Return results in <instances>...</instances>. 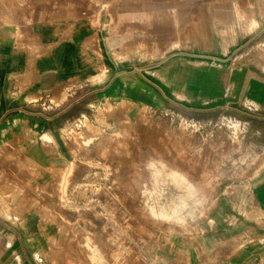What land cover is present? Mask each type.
Wrapping results in <instances>:
<instances>
[{"label": "crops", "instance_id": "0c3cea01", "mask_svg": "<svg viewBox=\"0 0 264 264\" xmlns=\"http://www.w3.org/2000/svg\"><path fill=\"white\" fill-rule=\"evenodd\" d=\"M262 47L264 0H0V264H60L66 250L70 264H111L100 230L76 241L56 216L61 175L103 165L105 122L225 106L264 144ZM231 165L213 164L194 237L144 244L148 264H264V166ZM144 168L155 214L194 202L187 164Z\"/></svg>", "mask_w": 264, "mask_h": 264}, {"label": "rangeland", "instance_id": "374dc122", "mask_svg": "<svg viewBox=\"0 0 264 264\" xmlns=\"http://www.w3.org/2000/svg\"><path fill=\"white\" fill-rule=\"evenodd\" d=\"M260 52L264 58V47ZM66 96L67 92H61L59 100ZM98 111L109 117L114 110ZM230 112L225 106L207 111L189 110L188 116L172 110L167 112L172 118L168 119L143 107L139 110V120L121 121V128L105 122L107 130L99 154L104 163L97 165L100 167L81 165L86 169L79 168L77 178L79 182L85 176L109 177V181H114L108 186L93 182L84 185L70 182L61 175L56 209V216L62 220L61 232H66V225L72 230L75 227V239L80 241L81 237L100 230L99 234L107 244H124L120 253L129 256L133 255L130 248L133 246L135 254L143 260L148 258L144 244H158L169 234L181 231L194 237L195 230L190 225L195 224L196 212H202L204 208V191L207 189L211 194L216 191L217 180L212 179V173L217 169L212 167L213 164L230 160L231 177L240 171L235 166L246 164L248 168L241 169V172L249 173L251 177L264 166L261 138L251 134L244 121L231 118ZM179 113L182 117H176ZM83 129L90 130L91 123L86 122ZM83 132L79 136H83ZM151 160L173 165L187 164L185 175L196 198L189 208L181 210V214L177 212L174 216H167L152 211L148 202L149 190L142 183L144 167ZM115 176L120 179V184ZM93 194L100 195V200L89 199ZM88 218L92 223L90 233L87 232ZM67 253L68 250L58 258L54 253L53 258L60 264H70L72 257ZM149 258L152 261V256Z\"/></svg>", "mask_w": 264, "mask_h": 264}, {"label": "built area", "instance_id": "2783aa9c", "mask_svg": "<svg viewBox=\"0 0 264 264\" xmlns=\"http://www.w3.org/2000/svg\"><path fill=\"white\" fill-rule=\"evenodd\" d=\"M86 122H88V119L87 117L85 116H80L79 119H77L76 121V124L75 126L79 127V128H82V127H85L86 125ZM109 175H110V172H109ZM109 177H96V178H91V177H84L82 179L81 182H79L78 184H84V185H88L90 183H99V184H109L111 185L113 183L114 180H111L109 181L108 180ZM108 186V185H107ZM96 194H93L91 196H89V199L93 200V199H97V200H100V195L98 196H95ZM87 216V215H86ZM85 216V217H86ZM87 223H89V232L91 231V219L88 218ZM128 245V244H127ZM122 246H124V244H115L114 246V256L111 260V264H148L145 260L141 259L138 255L135 254L134 252V247L133 246H130V248L133 250V255L132 256H129V255H123L122 253H120V250H122Z\"/></svg>", "mask_w": 264, "mask_h": 264}, {"label": "bare ground", "instance_id": "6f19581e", "mask_svg": "<svg viewBox=\"0 0 264 264\" xmlns=\"http://www.w3.org/2000/svg\"><path fill=\"white\" fill-rule=\"evenodd\" d=\"M173 173V172H172ZM185 181V180H184Z\"/></svg>", "mask_w": 264, "mask_h": 264}]
</instances>
